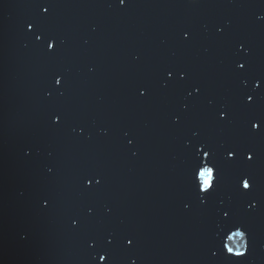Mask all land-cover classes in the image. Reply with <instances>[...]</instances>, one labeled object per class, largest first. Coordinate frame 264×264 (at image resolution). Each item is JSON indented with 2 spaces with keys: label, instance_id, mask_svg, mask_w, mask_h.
<instances>
[{
  "label": "water",
  "instance_id": "water-1",
  "mask_svg": "<svg viewBox=\"0 0 264 264\" xmlns=\"http://www.w3.org/2000/svg\"><path fill=\"white\" fill-rule=\"evenodd\" d=\"M253 121L264 0H0V264H264Z\"/></svg>",
  "mask_w": 264,
  "mask_h": 264
},
{
  "label": "snow or ice",
  "instance_id": "snow-or-ice-1",
  "mask_svg": "<svg viewBox=\"0 0 264 264\" xmlns=\"http://www.w3.org/2000/svg\"><path fill=\"white\" fill-rule=\"evenodd\" d=\"M126 2H127V0H119V3L121 5H125ZM49 11H50L49 7H43L42 8V12L44 14H47ZM26 28L29 31H35L36 25H34L33 23L29 22V23H27ZM187 35L188 34L185 33V36H187ZM36 39H37V41H43V39H44L43 34L37 35ZM46 47H47V49L50 52H54L55 49H56V41H55V39L54 38H50L48 40V42L46 43ZM245 67H246L245 64H243V63L239 64V68L240 69H244ZM168 76H172V72H168ZM62 80H63L62 77H57L55 79V84H57V85L62 84ZM259 86H260V84L258 82L257 83V87H259ZM142 94H145V93H142ZM246 101L247 102H254V97L252 95H248L246 97ZM219 115H220V118H227V112H225V111H221ZM55 122L56 123H60L61 122V116L60 115H57L55 117ZM251 127L253 128V130L259 131L262 127H264V121H253L252 124H251ZM130 143H131V141H130ZM200 154L202 155V158L204 159V163H203V166H197L194 169L193 177L200 179L201 183L198 185V191L205 194L204 199L206 200L207 194H209L210 192L214 191L215 188H216V184H217V182L219 180V170L217 168H215L214 166L210 165L209 161L211 160V154L206 148L201 147L200 148ZM227 155L230 158H234L235 155H236V152H235V150H229ZM246 158L249 161H251L254 158V153L249 152L247 154ZM205 172H207V174H208L206 179H205ZM93 182H95L96 184H99L101 181L98 180V179L95 180V181H93V179H89L87 181L88 186H91L93 184ZM241 186H242V188L244 190H249V191L253 187L252 183L250 182V178H243ZM45 203H47V201H45ZM229 215H230L229 212H227V211L223 212V216L225 218H227ZM73 223H76V221H73ZM230 233H231V235H237V236L246 235V232L244 230H242L241 228H239V227H237L234 232L231 231ZM226 235L228 236L229 239H231V235H229L228 233H226ZM127 243L129 245H132L134 243V240L129 239L127 241ZM224 248L226 249L228 254H232V255H235L237 257H243L246 254V251H247V248H246V250L235 251L234 252L231 247H227L226 245H224ZM99 259H100V261L104 262V264H107V257L105 255H101L99 257Z\"/></svg>",
  "mask_w": 264,
  "mask_h": 264
},
{
  "label": "clouds",
  "instance_id": "clouds-1",
  "mask_svg": "<svg viewBox=\"0 0 264 264\" xmlns=\"http://www.w3.org/2000/svg\"><path fill=\"white\" fill-rule=\"evenodd\" d=\"M207 176H208V174H207V172H205V179L207 178Z\"/></svg>",
  "mask_w": 264,
  "mask_h": 264
}]
</instances>
